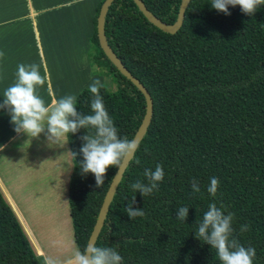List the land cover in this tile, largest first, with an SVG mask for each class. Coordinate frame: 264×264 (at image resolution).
I'll use <instances>...</instances> for the list:
<instances>
[{"label":"trees","instance_id":"16d2710c","mask_svg":"<svg viewBox=\"0 0 264 264\" xmlns=\"http://www.w3.org/2000/svg\"><path fill=\"white\" fill-rule=\"evenodd\" d=\"M161 21H176L181 0H143ZM93 18L89 39L91 73L109 77L100 93L121 136L132 139L146 108L144 94L106 57ZM230 15L211 0H190L181 27L165 32L152 24L133 0H113L105 16L108 44L124 66L147 89L153 112L139 148L131 158L109 205L95 244L114 247L122 264H220L216 249L196 237L212 202L234 213L233 235L253 247V264H264V5L254 15L229 6ZM77 110L91 114L92 94L82 89ZM68 135L71 152L80 137ZM69 207L75 242L83 250L96 221L115 166L96 187L92 173L81 174L82 154L73 158ZM139 160V163L136 161ZM164 168L158 190L143 196L131 184L148 183L144 169ZM220 184L215 196L210 177ZM195 178L200 186L193 193ZM140 207L131 219L127 207ZM187 206L185 221L177 218ZM242 225H248L241 231ZM0 264H40L14 212L0 192Z\"/></svg>","mask_w":264,"mask_h":264},{"label":"crops","instance_id":"0c3cea01","mask_svg":"<svg viewBox=\"0 0 264 264\" xmlns=\"http://www.w3.org/2000/svg\"><path fill=\"white\" fill-rule=\"evenodd\" d=\"M100 0H0V103L17 81L20 63L47 74L36 93L46 106L77 96L101 74L91 73L89 39ZM73 159L68 142L51 143L14 131L0 109V192L14 212L40 264H67L79 249L69 207Z\"/></svg>","mask_w":264,"mask_h":264},{"label":"clouds","instance_id":"9594fccd","mask_svg":"<svg viewBox=\"0 0 264 264\" xmlns=\"http://www.w3.org/2000/svg\"><path fill=\"white\" fill-rule=\"evenodd\" d=\"M240 6L241 11L249 16L254 15L258 7L264 5V0H211V7L217 11L230 15L229 6ZM0 51V58L4 56ZM47 74L41 75L40 66L36 63H20L17 70V81L9 86L3 94V102L0 109H6L17 133H26L30 137H38L41 133L47 132V139L51 143L64 144L68 141L69 133L75 134L80 129H94V133L82 135L80 139L84 142L79 152H71L73 158L82 154L83 160L79 162L81 174L92 173L95 177L96 187L104 184L105 176L110 167L116 169L124 167L125 161L133 158L139 148L135 139L121 136L113 119L108 113L104 98L100 93L102 87L99 79L93 80L88 86L92 94L90 104L91 114H84L77 110V97L65 95L60 97L51 106H46L42 97L37 95V86H43ZM139 163V160L136 161ZM144 177L148 183L137 180L131 184L134 191L140 192L143 196L158 190L159 183L163 181L165 173L161 164L155 169L145 168ZM220 180L210 177L208 192L215 196ZM193 193L200 192L198 181L193 178L191 183ZM130 204L126 213L134 219L137 216L143 217L145 212L140 207H133ZM189 214L187 206L180 207L177 218L185 221ZM234 213L225 214L223 205L217 206L212 202L208 205L207 211L198 225L196 237L208 243L216 254L220 264H253L256 257L255 248L243 246L233 235L232 227ZM248 225H242L241 231L248 230ZM123 257L114 247H99L94 242H89L83 249H77L67 264H122ZM46 264H59L51 258H46Z\"/></svg>","mask_w":264,"mask_h":264},{"label":"water","instance_id":"95a60500","mask_svg":"<svg viewBox=\"0 0 264 264\" xmlns=\"http://www.w3.org/2000/svg\"><path fill=\"white\" fill-rule=\"evenodd\" d=\"M134 3L137 5L139 10L143 13V15L156 27L159 29L169 32V33H175L177 30L181 27L184 19L185 10L188 6V3L190 0H181L177 19L172 24H167L163 21H161L157 16H155L145 5L143 0H133ZM113 0H103L100 10L97 16V22H96V31H97V37L99 41V45L101 49L103 50L106 57L117 67V69L120 71L121 74H123L126 78H128L143 94L146 100V108L144 116L133 136L132 139H135L138 141V143L142 140L144 137L148 125L150 124L152 112H153V101L152 98L145 88V86L135 77L131 74V72L124 66V64L121 62V60L116 56L115 52L112 50L110 45L107 42L104 25H105V16L108 11L109 6ZM131 160V159H130ZM129 161H125L124 167L117 169L113 175V178L108 186V189L105 193V196L103 198L102 204L100 206L96 221L94 223V226L92 228V231L89 235L87 244L89 242L96 241L98 234L103 226L109 205L112 201V198L115 194V191L117 189V186L123 176V173L126 169V167L129 164ZM87 246V245H86Z\"/></svg>","mask_w":264,"mask_h":264},{"label":"rangeland","instance_id":"374dc122","mask_svg":"<svg viewBox=\"0 0 264 264\" xmlns=\"http://www.w3.org/2000/svg\"><path fill=\"white\" fill-rule=\"evenodd\" d=\"M101 84H104L105 86H107L109 89H114L115 86L113 84V82L111 81V79L105 75L102 76L101 78Z\"/></svg>","mask_w":264,"mask_h":264}]
</instances>
